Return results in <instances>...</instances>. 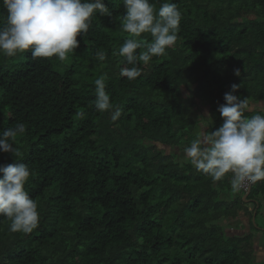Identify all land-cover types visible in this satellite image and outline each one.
Instances as JSON below:
<instances>
[{"label":"trees","instance_id":"1","mask_svg":"<svg viewBox=\"0 0 264 264\" xmlns=\"http://www.w3.org/2000/svg\"><path fill=\"white\" fill-rule=\"evenodd\" d=\"M150 2L177 4L180 31L166 55L139 63L135 80L120 75L131 66L113 54L130 38L122 0H105L111 15L93 17L66 62L0 54V130L26 127L18 155L0 151V165L29 167L25 190L40 213L29 234L0 217V264H264V180L234 192L230 174L214 183L183 151L200 119L209 133L222 125L218 109L233 84L249 100L247 116L264 114L256 106H264V0ZM101 76L122 110L116 121L95 108Z\"/></svg>","mask_w":264,"mask_h":264},{"label":"clouds","instance_id":"2","mask_svg":"<svg viewBox=\"0 0 264 264\" xmlns=\"http://www.w3.org/2000/svg\"><path fill=\"white\" fill-rule=\"evenodd\" d=\"M122 3L125 14L120 27L130 38L113 54L131 66L121 68L120 75L132 81L142 74L140 62L146 66L153 57H163L167 49L175 46L182 13L175 3L164 2L158 9L150 0ZM3 5L7 22L0 27V54L9 58L30 51L33 58L55 57L66 62L79 48L77 37L89 31L93 17L97 13L111 15L105 0H3ZM145 33L150 34V43L141 39ZM95 58L104 62L107 53L98 50ZM234 74L240 77V69H235ZM94 83L95 108L102 113L111 111L112 120H118L122 110L111 102L105 77ZM239 89L240 85L233 84L224 94L226 103L218 109L222 125L209 133L200 119L202 130L183 149L185 161L210 176L214 183L230 174L234 192L264 180V114L247 116L252 109L247 97L241 99L235 94ZM25 131L22 123L0 130V151L17 156L15 139ZM31 175L29 167L16 160L0 165V217L11 221L9 230L14 233L29 234L40 224L38 204L25 190Z\"/></svg>","mask_w":264,"mask_h":264},{"label":"rangeland","instance_id":"3","mask_svg":"<svg viewBox=\"0 0 264 264\" xmlns=\"http://www.w3.org/2000/svg\"><path fill=\"white\" fill-rule=\"evenodd\" d=\"M174 152H176V153H179V151L177 150V149H175L174 150ZM180 154V153H179ZM181 155H182V153H181ZM263 216H259V218H258V224L261 226V227H264V210H263ZM231 233V232H230ZM235 233V232H234ZM233 234V233H232ZM260 255V258L262 259L263 258V256H264V247H261V249H260V253H259Z\"/></svg>","mask_w":264,"mask_h":264},{"label":"crops","instance_id":"4","mask_svg":"<svg viewBox=\"0 0 264 264\" xmlns=\"http://www.w3.org/2000/svg\"><path fill=\"white\" fill-rule=\"evenodd\" d=\"M258 108H260V109H263L264 108V106L262 105V104H258V105H256Z\"/></svg>","mask_w":264,"mask_h":264},{"label":"built area","instance_id":"5","mask_svg":"<svg viewBox=\"0 0 264 264\" xmlns=\"http://www.w3.org/2000/svg\"><path fill=\"white\" fill-rule=\"evenodd\" d=\"M251 184H246L244 188L249 189Z\"/></svg>","mask_w":264,"mask_h":264},{"label":"water","instance_id":"6","mask_svg":"<svg viewBox=\"0 0 264 264\" xmlns=\"http://www.w3.org/2000/svg\"><path fill=\"white\" fill-rule=\"evenodd\" d=\"M247 196H248V194L245 195V199H246Z\"/></svg>","mask_w":264,"mask_h":264}]
</instances>
